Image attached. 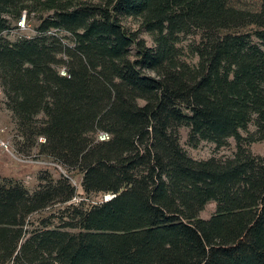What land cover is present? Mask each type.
<instances>
[{
	"label": "trees",
	"instance_id": "trees-1",
	"mask_svg": "<svg viewBox=\"0 0 264 264\" xmlns=\"http://www.w3.org/2000/svg\"><path fill=\"white\" fill-rule=\"evenodd\" d=\"M0 87L22 145L71 172L0 180V264H264V0H0ZM181 126L234 156L194 159Z\"/></svg>",
	"mask_w": 264,
	"mask_h": 264
},
{
	"label": "rangeland",
	"instance_id": "rangeland-1",
	"mask_svg": "<svg viewBox=\"0 0 264 264\" xmlns=\"http://www.w3.org/2000/svg\"><path fill=\"white\" fill-rule=\"evenodd\" d=\"M37 13H32L30 18L25 17V27L23 30H19L21 33H25L27 36L34 35V28L37 25ZM126 27L132 29L138 28V23L135 20L127 19L124 21ZM18 32L10 35V39L15 40L18 38ZM140 36L145 39L148 46H154V41L151 35L141 31ZM191 37H186L182 41V45L186 48L189 44ZM183 58L188 62H194L193 57L187 49H184ZM251 131L255 130V127L251 124L249 126ZM189 128L181 126L179 128L180 141L183 148L187 153L197 160L208 159L211 157L227 159L232 158L236 151V142L234 138L228 140L227 145L217 147L215 143L208 141H201L197 147H192L188 144ZM243 134H245L243 132ZM249 150L255 154L264 157V140L251 143L248 146ZM61 173H69L65 167L53 161L49 157L38 154V149H28L22 145V139L16 129V124L12 118L10 110L5 106V99L3 94L0 95V180L11 182L13 180L21 181L29 190H34L40 184L41 175H51L53 178H58ZM71 175V172L69 173ZM72 182L80 188L82 175L76 170L72 173ZM80 196H77L79 200L86 197L85 207L89 204L98 203L101 200L108 199V194H91L89 196L82 194L79 189ZM110 198V197H109ZM79 202V201H78ZM63 207L59 204L53 205L46 210L33 214L30 221L34 223V226L42 224L43 219H50V227H55L61 224L60 212ZM215 211V203H208L204 210L201 211L200 216L202 218H209ZM66 219V218H64Z\"/></svg>",
	"mask_w": 264,
	"mask_h": 264
},
{
	"label": "built area",
	"instance_id": "built-area-1",
	"mask_svg": "<svg viewBox=\"0 0 264 264\" xmlns=\"http://www.w3.org/2000/svg\"><path fill=\"white\" fill-rule=\"evenodd\" d=\"M25 14L22 15L21 19L17 22V26H18V29L21 31L23 30V27H25ZM18 30V31H19ZM62 75H65L66 72L64 69L61 70L60 72ZM2 94V89L0 87V95ZM109 138V134L108 133H105V132H100L98 134V139L99 140H106ZM40 140H44V138H40ZM111 197L110 195L108 196V198ZM74 201H79V199L77 197L74 198ZM9 264H14L13 262H10Z\"/></svg>",
	"mask_w": 264,
	"mask_h": 264
}]
</instances>
